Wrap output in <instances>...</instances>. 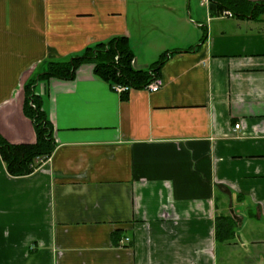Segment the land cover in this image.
Segmentation results:
<instances>
[{
	"label": "crops",
	"instance_id": "0c3cea01",
	"mask_svg": "<svg viewBox=\"0 0 264 264\" xmlns=\"http://www.w3.org/2000/svg\"><path fill=\"white\" fill-rule=\"evenodd\" d=\"M113 36L138 69L178 52L158 91L119 93L90 62L37 81L56 148L22 176L0 154V264H264V15L209 0H0V134L35 142L36 67Z\"/></svg>",
	"mask_w": 264,
	"mask_h": 264
},
{
	"label": "trees",
	"instance_id": "16d2710c",
	"mask_svg": "<svg viewBox=\"0 0 264 264\" xmlns=\"http://www.w3.org/2000/svg\"><path fill=\"white\" fill-rule=\"evenodd\" d=\"M220 12L229 10L233 16L259 19L264 15V0H209ZM205 36V34H204ZM203 40V39H202ZM202 42V41H201ZM200 43L192 50H196ZM178 51L164 54L148 69H138L134 66V51L126 36H113L107 40L88 45L82 52L61 60H44L36 67L35 78L25 84V112L34 123L36 141L33 143H11L0 134V154L7 170L14 176L33 173L40 168L56 148L54 127L47 112L42 108L40 95L35 91L37 81L43 78L56 77L73 80L78 67L86 62L94 64L95 75L111 86L127 85L133 88H147L159 76L162 66L169 56ZM223 221L230 226L231 238L235 224L228 217ZM218 239L220 232L217 230Z\"/></svg>",
	"mask_w": 264,
	"mask_h": 264
},
{
	"label": "built area",
	"instance_id": "2783aa9c",
	"mask_svg": "<svg viewBox=\"0 0 264 264\" xmlns=\"http://www.w3.org/2000/svg\"><path fill=\"white\" fill-rule=\"evenodd\" d=\"M224 15L227 16H233L232 12L229 10H226L223 12ZM163 85V81L160 78H156L154 81H152L148 86L147 89L150 91H158ZM113 89L119 93H123L126 91H130V87L127 85H121V84H115L113 85ZM236 128L240 127V123H237L235 125ZM128 240V239H127Z\"/></svg>",
	"mask_w": 264,
	"mask_h": 264
}]
</instances>
